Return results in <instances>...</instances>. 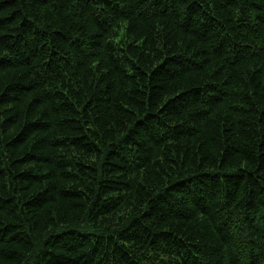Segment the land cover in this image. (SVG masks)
I'll return each mask as SVG.
<instances>
[{
  "label": "trees",
  "instance_id": "trees-1",
  "mask_svg": "<svg viewBox=\"0 0 264 264\" xmlns=\"http://www.w3.org/2000/svg\"><path fill=\"white\" fill-rule=\"evenodd\" d=\"M0 264H264V0H0Z\"/></svg>",
  "mask_w": 264,
  "mask_h": 264
},
{
  "label": "bare ground",
  "instance_id": "bare-ground-1",
  "mask_svg": "<svg viewBox=\"0 0 264 264\" xmlns=\"http://www.w3.org/2000/svg\"><path fill=\"white\" fill-rule=\"evenodd\" d=\"M61 130V129H60ZM52 132V131H51ZM247 135V134H246Z\"/></svg>",
  "mask_w": 264,
  "mask_h": 264
}]
</instances>
